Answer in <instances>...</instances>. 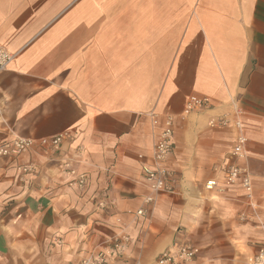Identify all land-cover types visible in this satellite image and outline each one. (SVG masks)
Instances as JSON below:
<instances>
[{
	"label": "crops",
	"instance_id": "obj_1",
	"mask_svg": "<svg viewBox=\"0 0 264 264\" xmlns=\"http://www.w3.org/2000/svg\"><path fill=\"white\" fill-rule=\"evenodd\" d=\"M0 49L14 55L0 74V144L67 135L55 154L1 163L0 264H74L124 233L129 250L108 264H155L182 242L199 264H246L264 243V0H0ZM192 95L213 109L181 119ZM150 113L177 118L176 191L147 207ZM220 114L242 121L236 163L251 171L252 202L240 186L206 188L235 163L236 131L208 125ZM66 164L87 175L86 192ZM17 165L31 169L25 181Z\"/></svg>",
	"mask_w": 264,
	"mask_h": 264
},
{
	"label": "built area",
	"instance_id": "obj_2",
	"mask_svg": "<svg viewBox=\"0 0 264 264\" xmlns=\"http://www.w3.org/2000/svg\"><path fill=\"white\" fill-rule=\"evenodd\" d=\"M14 59V55L6 50L0 49V74L6 71ZM213 109L211 100L207 97L192 95L186 101L184 112L181 119ZM150 123L154 128H159L157 141L154 145L152 156L149 163L142 165L144 183L150 194L145 198L144 203L147 207L155 204L157 197L163 194H174L175 173L169 167V159L173 151L174 135L177 118L172 115H160L156 113L149 114ZM208 125L211 129L233 128L236 131L234 146L231 157L235 161L223 170L221 180H211L206 183L207 189H218L224 192L227 189L240 186L245 192L249 202L253 201L254 186L252 174L248 166L239 165L236 162L245 161L247 158V144L242 121L240 118H231L227 114H220L209 119ZM67 135H58L52 139L35 141L33 139L12 138L9 141L0 144V168L4 161L15 163L21 157L30 151L41 147L47 153H57L61 145L66 140ZM140 160H144L141 155ZM64 174L70 178V186L78 189L81 193L86 192L88 188L87 175L78 173L74 169H69L66 164ZM16 171L22 177L28 176L32 171L29 167L17 165ZM25 181V178H22ZM107 207L106 199L97 200V208L103 210ZM148 215V209L143 207L135 212L137 218L144 219ZM119 223L120 220H117ZM132 238L124 233L115 238L104 250L98 251L88 259H83L74 264H108L110 260L117 261L122 258L130 248ZM201 250L189 242H182L171 246L161 253L155 260V264H199ZM246 264H264V243L257 247L254 254L246 259Z\"/></svg>",
	"mask_w": 264,
	"mask_h": 264
},
{
	"label": "rangeland",
	"instance_id": "obj_3",
	"mask_svg": "<svg viewBox=\"0 0 264 264\" xmlns=\"http://www.w3.org/2000/svg\"><path fill=\"white\" fill-rule=\"evenodd\" d=\"M220 180H221V179H220ZM240 220L243 221V222H245V223H250L252 220H253V222H254V221L257 220V219H256V217L241 216V217H240ZM253 222H252V223H253Z\"/></svg>",
	"mask_w": 264,
	"mask_h": 264
},
{
	"label": "snow or ice",
	"instance_id": "obj_4",
	"mask_svg": "<svg viewBox=\"0 0 264 264\" xmlns=\"http://www.w3.org/2000/svg\"><path fill=\"white\" fill-rule=\"evenodd\" d=\"M70 110H71V104L69 103L68 108L65 110V115L70 114ZM53 118L55 119L56 117L54 116Z\"/></svg>",
	"mask_w": 264,
	"mask_h": 264
}]
</instances>
